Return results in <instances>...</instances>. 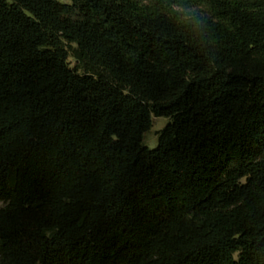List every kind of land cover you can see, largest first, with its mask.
Returning a JSON list of instances; mask_svg holds the SVG:
<instances>
[{
	"label": "trees",
	"instance_id": "1",
	"mask_svg": "<svg viewBox=\"0 0 264 264\" xmlns=\"http://www.w3.org/2000/svg\"><path fill=\"white\" fill-rule=\"evenodd\" d=\"M0 264H264V0H0Z\"/></svg>",
	"mask_w": 264,
	"mask_h": 264
},
{
	"label": "rangeland",
	"instance_id": "2",
	"mask_svg": "<svg viewBox=\"0 0 264 264\" xmlns=\"http://www.w3.org/2000/svg\"><path fill=\"white\" fill-rule=\"evenodd\" d=\"M61 3L69 4V0H57ZM168 120L166 118H152V127L146 133H144L142 142L143 145L149 149H155L157 147L158 133L167 125Z\"/></svg>",
	"mask_w": 264,
	"mask_h": 264
}]
</instances>
